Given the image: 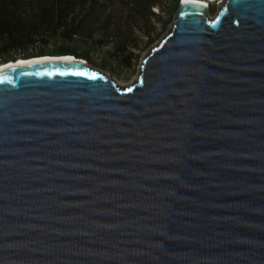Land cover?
I'll return each mask as SVG.
<instances>
[{
  "label": "water",
  "instance_id": "1",
  "mask_svg": "<svg viewBox=\"0 0 264 264\" xmlns=\"http://www.w3.org/2000/svg\"><path fill=\"white\" fill-rule=\"evenodd\" d=\"M206 12L180 0L129 86L0 70V264H264V0Z\"/></svg>",
  "mask_w": 264,
  "mask_h": 264
},
{
  "label": "rangeland",
  "instance_id": "2",
  "mask_svg": "<svg viewBox=\"0 0 264 264\" xmlns=\"http://www.w3.org/2000/svg\"><path fill=\"white\" fill-rule=\"evenodd\" d=\"M175 3L176 0H91L79 13L82 27L75 37L65 39L52 36L48 41H43L48 31L39 28L32 31L36 36L33 45L17 48L12 53L33 54L43 50L44 54H55L54 50L59 46L87 51L88 64L115 81L132 80L133 83L142 59L170 30L177 10ZM217 8L218 2L210 4V17Z\"/></svg>",
  "mask_w": 264,
  "mask_h": 264
},
{
  "label": "trees",
  "instance_id": "3",
  "mask_svg": "<svg viewBox=\"0 0 264 264\" xmlns=\"http://www.w3.org/2000/svg\"><path fill=\"white\" fill-rule=\"evenodd\" d=\"M180 0H176L175 5ZM91 0H0V63L17 57L42 55L41 52L33 54H13L17 48L33 45L35 35L32 31L47 30L43 41L52 38H72L82 27L80 11ZM55 54H65L70 51L73 55L89 58L88 52L69 49L59 46ZM35 53V54H34Z\"/></svg>",
  "mask_w": 264,
  "mask_h": 264
},
{
  "label": "bare ground",
  "instance_id": "4",
  "mask_svg": "<svg viewBox=\"0 0 264 264\" xmlns=\"http://www.w3.org/2000/svg\"><path fill=\"white\" fill-rule=\"evenodd\" d=\"M196 1H201L204 4H207V12H206V14L209 16L208 8H209L210 4L212 2H219L221 0H196ZM57 57H59V58H67V59L68 58H70V59H76L77 58L76 55H73L71 53L35 55V56H30V57L19 58L17 61H11V60L5 61L4 63L0 64V70L6 69V68H9L11 66L18 65V64L34 62L36 60L53 59V58H57ZM80 58H82V57H80ZM135 79H137V76L135 77ZM116 82H117V84H120V85L122 84L123 86H128V85L131 84L132 80H130V81H122V80L118 79V80H116Z\"/></svg>",
  "mask_w": 264,
  "mask_h": 264
},
{
  "label": "snow or ice",
  "instance_id": "5",
  "mask_svg": "<svg viewBox=\"0 0 264 264\" xmlns=\"http://www.w3.org/2000/svg\"><path fill=\"white\" fill-rule=\"evenodd\" d=\"M76 74H77V75H84V73H76ZM97 75H98V74L93 73V74H92V78H94V79L97 78ZM128 90L131 91V89H128Z\"/></svg>",
  "mask_w": 264,
  "mask_h": 264
},
{
  "label": "clouds",
  "instance_id": "6",
  "mask_svg": "<svg viewBox=\"0 0 264 264\" xmlns=\"http://www.w3.org/2000/svg\"><path fill=\"white\" fill-rule=\"evenodd\" d=\"M207 5V4H206Z\"/></svg>",
  "mask_w": 264,
  "mask_h": 264
}]
</instances>
